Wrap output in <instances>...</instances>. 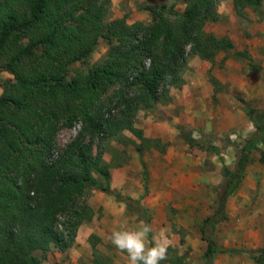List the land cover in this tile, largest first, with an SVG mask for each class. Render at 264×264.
I'll use <instances>...</instances> for the list:
<instances>
[{
	"label": "trees",
	"instance_id": "16d2710c",
	"mask_svg": "<svg viewBox=\"0 0 264 264\" xmlns=\"http://www.w3.org/2000/svg\"><path fill=\"white\" fill-rule=\"evenodd\" d=\"M221 1L185 0L182 14L165 4L151 6V22L129 23L107 19L110 0H0V64L13 75L2 81L0 94V264H42L37 252L74 244L80 225L93 215L88 193L114 194L109 183L97 186L96 174L110 177L105 141L121 138L124 130L142 136L136 110L169 100L170 88L184 84L188 47L213 60L234 46L205 29L221 19ZM233 3L240 17L252 7L264 18L262 0ZM101 39L109 44L102 61L69 80L73 66L88 63ZM250 119L255 130L234 167L224 166L216 206L200 228L207 242L204 264H214L218 253H248L264 264V249H231L213 239L216 225L227 218L229 198L264 144V109L253 108ZM77 123L75 137L60 145V131ZM178 129L190 146L218 151L209 135L198 140L186 126ZM115 195L140 211L135 200ZM140 214L150 224L148 212ZM94 263L112 264L99 255ZM185 263L180 256L170 260Z\"/></svg>",
	"mask_w": 264,
	"mask_h": 264
},
{
	"label": "rangeland",
	"instance_id": "374dc122",
	"mask_svg": "<svg viewBox=\"0 0 264 264\" xmlns=\"http://www.w3.org/2000/svg\"><path fill=\"white\" fill-rule=\"evenodd\" d=\"M163 4L180 14L186 7L185 0H110L107 19L125 17L129 23H148L153 17L150 7ZM218 11L221 19L208 23L205 29L232 39L234 46L219 50L213 60L188 47L184 84L170 88L169 100L136 110L135 124L142 136L124 130L121 138L105 141L103 158L110 177L106 181L96 174L97 186L109 183L114 194L90 191L87 203L93 212L91 219L80 225L74 244L67 250L53 247L37 252L42 264H95L97 255L112 264H128L127 254L107 237L120 222L134 228L144 221L140 214L143 209L150 216L153 231L163 227L172 240L167 259L161 264H170L176 256L183 257L185 264L205 263L207 242L202 239V222L216 206L224 166L234 167L245 139L255 130L251 110L264 109V18L252 7L246 8L247 17L238 16L233 0H222ZM108 49L109 44L101 39L89 62H78L67 78L102 61ZM12 78L0 64V94L2 81ZM179 125L190 129L198 140L204 139L203 134L209 135L218 151L190 146L181 138ZM79 128V123L64 127L59 134L60 145L70 142ZM263 156L264 144L253 154L243 182L229 198L227 218L213 231L219 246L264 249ZM115 193L135 200L140 211L128 208ZM5 253L11 257L13 250L6 246ZM259 257L218 253L214 264H259Z\"/></svg>",
	"mask_w": 264,
	"mask_h": 264
},
{
	"label": "clouds",
	"instance_id": "9594fccd",
	"mask_svg": "<svg viewBox=\"0 0 264 264\" xmlns=\"http://www.w3.org/2000/svg\"><path fill=\"white\" fill-rule=\"evenodd\" d=\"M107 239L120 252L127 254L128 264H161L167 259L172 244L167 230L153 231L144 221L132 228L127 222H120Z\"/></svg>",
	"mask_w": 264,
	"mask_h": 264
}]
</instances>
